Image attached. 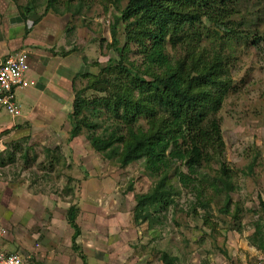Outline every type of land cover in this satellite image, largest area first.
I'll use <instances>...</instances> for the list:
<instances>
[{
	"label": "rangeland",
	"instance_id": "rangeland-1",
	"mask_svg": "<svg viewBox=\"0 0 264 264\" xmlns=\"http://www.w3.org/2000/svg\"><path fill=\"white\" fill-rule=\"evenodd\" d=\"M125 2L58 0L54 12L45 10L46 0H9L20 7V42L35 16L44 19L34 29L39 38L31 31L26 73L29 80L40 76L43 92L18 89L20 116L0 111V228L9 248L17 243L14 252L38 264H163V253L170 264H254L264 243V0L231 1L221 24L201 17L200 35L188 43L200 61L215 54L222 60L223 88L212 87L219 103L208 104L204 121L217 119L223 144L193 172L173 161L170 202L140 211L135 196L158 178L144 160L120 167L90 147L87 128L69 136L77 92L96 135L113 131L124 142L129 128L147 130L144 115L125 121L124 107L113 109L115 92L138 94L136 72L144 79L159 72L142 64L136 42L125 41ZM16 49L26 52L23 44ZM165 51L184 55L169 44ZM70 209L78 228L73 244Z\"/></svg>",
	"mask_w": 264,
	"mask_h": 264
},
{
	"label": "trees",
	"instance_id": "trees-1",
	"mask_svg": "<svg viewBox=\"0 0 264 264\" xmlns=\"http://www.w3.org/2000/svg\"><path fill=\"white\" fill-rule=\"evenodd\" d=\"M58 0H46L45 10L57 11ZM233 0H126L120 12V20L126 22L125 41L136 42L142 53V64L155 68L158 73H150L144 79L135 73L133 81L138 90L136 97L115 92L113 109L121 105V117L128 121L137 115H144L147 130L137 127L127 130V140L110 131L106 135H96V124L86 123L82 115L87 107L77 92L72 101L73 127L69 136H77L81 128H87L85 137L90 147L106 159H115L120 167L132 161L144 160V168L149 175L157 176L151 191L135 196L134 211L165 206L171 191L167 182V169L173 161L181 162L187 171L193 172L209 150L215 153L222 147L217 119H207L208 104L216 106L219 99L213 88L222 89V60L218 54L202 61L195 57L192 36L197 37L203 27L201 17L216 25L221 24ZM81 3H78L80 5ZM28 9V8H27ZM206 32V31H205ZM113 34V30L111 31ZM173 50H183L184 55L171 58L165 46ZM202 56V53H199ZM203 57V56H202ZM216 90V92H217ZM159 113L165 114L157 119ZM130 116V117H129ZM129 117V118H128ZM12 158V153H10ZM223 189L230 187L229 178L221 168ZM178 175V174H177ZM184 181L185 176L180 175ZM217 188V187H215ZM219 190V189H217ZM264 207V203L261 202ZM68 212L67 222L73 228L72 241L78 234L74 216ZM264 250V243L258 245ZM163 264H170L173 258L163 253Z\"/></svg>",
	"mask_w": 264,
	"mask_h": 264
},
{
	"label": "built area",
	"instance_id": "built-area-1",
	"mask_svg": "<svg viewBox=\"0 0 264 264\" xmlns=\"http://www.w3.org/2000/svg\"><path fill=\"white\" fill-rule=\"evenodd\" d=\"M29 69L27 54L17 51L5 57H0V110L9 116H17L19 107L16 101V90L27 87L32 81L27 79ZM3 230L0 228V238ZM264 250L254 264H263ZM0 264H38L29 255L6 252L0 248Z\"/></svg>",
	"mask_w": 264,
	"mask_h": 264
},
{
	"label": "crops",
	"instance_id": "crops-1",
	"mask_svg": "<svg viewBox=\"0 0 264 264\" xmlns=\"http://www.w3.org/2000/svg\"><path fill=\"white\" fill-rule=\"evenodd\" d=\"M12 8H13V11L10 12L9 10L12 9ZM18 9L14 5L9 6V0H0V57H5V56L10 55V54H12L14 52L20 51V49H16V48H20V45L23 44V46H26V54H27L28 64H29L30 58H29V53H27V52L31 50V48L29 47L31 43H28V41L33 39L31 37V35H32L31 31L33 33H35L34 29L38 25L40 26L39 28H42L43 25L41 26V22H43L44 19L38 18V17L36 18V16H35V19L32 20V26H30L31 25L30 24L29 25L30 29L27 30V35L28 36L23 38L22 41H21L23 43H21L20 42V7H18ZM27 15L29 16V12H28ZM9 26H14L13 29L10 31L11 34L13 32H14V34L11 35L10 37L8 35H6L7 32H8ZM44 27L45 28H49V26L46 25V24H45ZM35 36L38 37L39 34H37V32H36ZM35 36H34V38H35ZM30 54L31 55L33 54L35 56V52L34 51H33V53L30 52ZM35 62H38V61H35ZM31 81H32V84H30L28 86H32L33 85V86H35L38 89V91L43 92L42 87L39 88L40 86H42V80L40 79V76H38V80H36V81L31 80ZM16 101H17V104H18V107H19V114L17 116H20V112H21L20 111V96H18L16 98ZM6 234H7L6 231H4L2 236H1V238H0V240L2 239L1 241L3 242V243L0 244V248L2 250L6 251V252L18 253V252H14L15 251L14 249L18 248V244L17 243H16V246H14L13 248H9V244H10V240L9 239H10V237H6L7 236Z\"/></svg>",
	"mask_w": 264,
	"mask_h": 264
}]
</instances>
